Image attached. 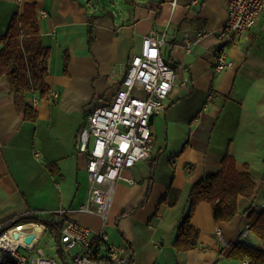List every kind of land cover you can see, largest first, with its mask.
<instances>
[{
    "label": "crops",
    "instance_id": "1",
    "mask_svg": "<svg viewBox=\"0 0 264 264\" xmlns=\"http://www.w3.org/2000/svg\"><path fill=\"white\" fill-rule=\"evenodd\" d=\"M94 2L0 0V50L12 16L22 14L28 3L36 5L43 43L51 49V96L25 95L36 120L23 117L16 93L0 77V223L36 210L64 224L56 213L70 210L66 216L95 233L104 229L110 243L127 247L132 264H251L225 254L236 242L264 250V240L251 227L264 213V13L224 46L233 64L217 72L216 30L228 18L226 0ZM112 9L123 13L115 17ZM152 30L166 40L162 53L174 63L176 80L168 106L151 118L154 152L122 170L133 182L118 180L103 227L100 215L78 210L89 199L90 183L76 133L95 107L113 99L131 56ZM201 30L208 34L198 38ZM187 34L196 41L190 52L184 46ZM227 154L236 159L239 172L252 175L256 192L252 198L239 196L238 214L230 221H217L211 204L201 202L192 217L200 230L198 246L179 251L173 243L190 206V190L217 174Z\"/></svg>",
    "mask_w": 264,
    "mask_h": 264
},
{
    "label": "built area",
    "instance_id": "2",
    "mask_svg": "<svg viewBox=\"0 0 264 264\" xmlns=\"http://www.w3.org/2000/svg\"><path fill=\"white\" fill-rule=\"evenodd\" d=\"M226 1L228 18L216 30L219 43L214 52L213 66L217 72L233 64L228 59L224 46L255 26L264 13V0ZM177 2L178 0H173L174 5ZM206 34V30H201L198 38ZM184 41L185 49L190 52L196 41L188 34ZM165 43L166 40L160 38L155 30L143 38L140 50L128 62L121 86L113 99L95 107L87 122L76 133V148L87 155L90 183L89 199L78 210L100 215L103 227L115 197L118 180L133 182V179L122 175V170L149 159L154 152L151 118L168 106L167 99L176 80L174 63L162 53ZM52 95L58 97L57 92ZM37 102L36 98L34 105ZM69 211L61 210L56 213L63 217L64 224L61 229L53 231L56 249L62 259L48 256L42 248H37L47 231L45 223L29 222L5 229L0 223V263L11 257L16 264H90L97 261L130 264L127 247L110 243L104 229L95 233L80 221L66 216ZM23 226V231L28 234H37L36 226H41L44 231L29 240L21 229L17 230ZM16 232L18 237L15 236ZM216 233L223 238L220 228H217ZM103 248L106 250L105 255L100 254Z\"/></svg>",
    "mask_w": 264,
    "mask_h": 264
},
{
    "label": "trees",
    "instance_id": "3",
    "mask_svg": "<svg viewBox=\"0 0 264 264\" xmlns=\"http://www.w3.org/2000/svg\"><path fill=\"white\" fill-rule=\"evenodd\" d=\"M89 21L91 39L94 26L93 20L89 19ZM1 42L0 77H5L11 90L16 93L23 117L36 120L38 113L27 102L25 95L27 92H36L41 98L51 96V89L47 82L51 49L43 43L35 4H26L22 14L16 13L12 16L7 32L1 37ZM68 65L69 59L66 57L65 72ZM255 192L256 183L252 175L248 172H239L236 159L231 154H227L222 161V169L217 174L207 175L192 186L190 206L178 227L174 247L179 251H187L198 246L200 230L192 223V217L201 202L206 201L211 204L217 221H230L238 214L239 196L252 198ZM174 203L175 200L170 201V205L173 206ZM251 216L254 217L253 214ZM29 222L45 223L47 229L52 232L63 226L62 220L54 221L51 215L45 216L36 210L14 216L1 224L5 229ZM251 227L264 240V213L257 216ZM225 256L229 259H249L251 264H264V250L245 242L234 243L231 249L226 250ZM132 261L133 254L130 253V264ZM0 264H16V262L8 257Z\"/></svg>",
    "mask_w": 264,
    "mask_h": 264
},
{
    "label": "rangeland",
    "instance_id": "4",
    "mask_svg": "<svg viewBox=\"0 0 264 264\" xmlns=\"http://www.w3.org/2000/svg\"><path fill=\"white\" fill-rule=\"evenodd\" d=\"M92 1H95L94 3H98L100 1V2H105L107 4H109V2H110V0H92ZM122 13H123V10H114V9L109 10V14H111L115 17L121 16ZM39 247H42L46 251V253H45L46 255L53 256V257L60 259L59 252L54 247V236H53L52 231L47 230L44 233V235H43V237L39 243ZM73 251H75V249Z\"/></svg>",
    "mask_w": 264,
    "mask_h": 264
},
{
    "label": "bare ground",
    "instance_id": "5",
    "mask_svg": "<svg viewBox=\"0 0 264 264\" xmlns=\"http://www.w3.org/2000/svg\"><path fill=\"white\" fill-rule=\"evenodd\" d=\"M24 227H25V226L20 227V228H17V230H18V229H21L23 235H25L27 239L31 240V239H34L35 237H38V236L40 235V234H38V233H37V234H28V233H26V232L23 231L22 228H24Z\"/></svg>",
    "mask_w": 264,
    "mask_h": 264
},
{
    "label": "water",
    "instance_id": "6",
    "mask_svg": "<svg viewBox=\"0 0 264 264\" xmlns=\"http://www.w3.org/2000/svg\"><path fill=\"white\" fill-rule=\"evenodd\" d=\"M35 230H36V232H37L38 234H42L43 231H44L43 228H42L41 226H36V227H35ZM15 236L18 237V233H17V232L15 233Z\"/></svg>",
    "mask_w": 264,
    "mask_h": 264
}]
</instances>
